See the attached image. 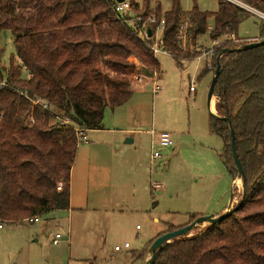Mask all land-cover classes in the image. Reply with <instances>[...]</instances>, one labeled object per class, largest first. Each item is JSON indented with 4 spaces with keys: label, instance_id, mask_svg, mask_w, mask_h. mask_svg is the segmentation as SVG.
I'll list each match as a JSON object with an SVG mask.
<instances>
[{
    "label": "trees",
    "instance_id": "16d2710c",
    "mask_svg": "<svg viewBox=\"0 0 264 264\" xmlns=\"http://www.w3.org/2000/svg\"><path fill=\"white\" fill-rule=\"evenodd\" d=\"M114 1L0 0V76L7 75L10 83L0 90L1 224L69 210L80 133L103 129L107 107L129 102V75L136 62L150 74L160 71L139 30L116 18ZM240 1L264 12V0ZM154 14L165 17L164 48L181 65L197 54L183 48L182 22H188V41L193 44L206 34L210 19L214 29L209 38L222 39L237 34L252 13L228 0H219L217 12L194 6L184 13L180 0H172L170 10L162 14L159 7ZM3 31L11 33L20 65L15 58L9 68L3 64ZM259 38L264 39V22ZM247 43L218 48L212 68L204 67L199 78L213 77L223 49ZM220 63L214 96L218 114L229 116L235 133L245 174L243 202L203 232L166 244L153 264H264V45L225 53ZM38 98L47 100L50 109L35 107L34 122L27 124L31 99ZM210 129L223 139L222 160L236 179L229 123L211 114Z\"/></svg>",
    "mask_w": 264,
    "mask_h": 264
},
{
    "label": "rangeland",
    "instance_id": "374dc122",
    "mask_svg": "<svg viewBox=\"0 0 264 264\" xmlns=\"http://www.w3.org/2000/svg\"><path fill=\"white\" fill-rule=\"evenodd\" d=\"M131 1L133 9L127 15L130 27L137 16L147 14L146 9L154 14L160 7L164 14L172 7V0ZM180 2L184 13L194 6L203 12L219 8V0ZM263 22L253 13L248 15L236 36L242 40L259 38ZM209 25L214 26L213 19ZM211 40L207 33L193 44L199 48L210 45ZM190 43L187 41L188 46ZM1 45L3 64L9 68L15 58V65H20L9 31H3ZM156 58L161 90L153 93L149 78L132 82L129 102L107 107V129L97 134L87 131L84 137L81 133L71 211L46 212L33 223H3L0 264H96L98 259L99 264H146L151 259L149 244L161 233L212 215L228 205L232 195L237 198L232 207L239 204L242 183L237 180L234 186L221 158L223 139L210 129L211 114H215L208 103L212 75L199 79L204 59L195 56L179 65L170 54L159 53ZM192 78L197 84L194 92L189 89ZM127 129L132 131L127 133ZM152 129L169 132L174 141L165 149L156 144L161 154L157 159H152L154 149L148 132ZM132 136L135 141L127 143ZM154 184L160 187L154 189ZM209 225L205 222L179 239L203 232ZM57 234L62 238L55 244ZM126 242L131 247L125 248ZM116 245L122 249L115 250Z\"/></svg>",
    "mask_w": 264,
    "mask_h": 264
},
{
    "label": "built area",
    "instance_id": "2783aa9c",
    "mask_svg": "<svg viewBox=\"0 0 264 264\" xmlns=\"http://www.w3.org/2000/svg\"><path fill=\"white\" fill-rule=\"evenodd\" d=\"M231 1L251 13L255 14L259 18H261L264 21V12L257 10L253 7L248 6L247 4H244L240 0H228ZM134 2L131 0H122L118 2L115 0L112 4V10L118 20L123 25H127V21H129V17L127 15L131 13L133 9ZM165 24H166V19L164 16L161 18H158L155 14L147 13L146 15H139L137 16V22L133 24V28L139 30L137 33L140 38H142L145 41L146 46L152 51L154 57H157V54L159 53H165V54H170V51L164 48V40H163V35H164V30H165ZM136 25V26H135ZM188 22H182L180 27H179V37L183 41V48L184 49H189L192 52H197L196 54V59L201 60L204 58H207V64L205 67L208 69L212 68V60L216 56V50L220 48L223 45L226 44H231V43H240L243 41H258L262 40L263 38H256V39H246L242 40L239 39L236 34H230L228 37H225L224 39H213L211 40L210 45H201L199 48L194 47V44H190L189 46L187 45V41L189 40V36L187 34V27H188ZM128 26V25H127ZM152 29V35H148V29ZM214 29V26L209 25L206 34L210 35ZM161 32V34H160ZM147 67L141 63V62H136V65L133 69V71L130 74V80L132 82H142L144 78H149L150 81L153 82V93L157 94L160 90L161 87L158 84L159 76L157 72L149 73L147 71ZM196 79L192 78L190 81V91L194 92L196 91ZM10 86L9 80L7 75L0 76V90L6 89ZM23 95L27 96L26 93H22ZM32 101V112L29 114L27 124H32L34 122V108L39 107L44 110H49L50 105L47 100H44L42 98L38 99H31ZM3 114L0 112V118H2ZM69 122V121H68ZM77 132L79 133L80 130L77 129ZM84 132V131H83ZM82 132V133H83ZM151 138H152V149H154V152L152 154V159H157L160 157V152L156 150V144L158 145L159 148H167L170 147L174 144L173 138L169 132L165 131H160L157 132L156 130L152 129L150 130ZM81 135V133H80ZM154 189H157L160 187L159 184H154ZM62 186H58V190H61ZM39 219V215L37 216H32L27 218L25 221H29L31 223L36 222ZM3 225L0 223V227ZM61 235L57 234L56 238L54 239V243L57 244L59 242V239H61ZM125 247L128 248L130 247L129 243H125ZM115 250H121V247L119 245L115 246Z\"/></svg>",
    "mask_w": 264,
    "mask_h": 264
},
{
    "label": "water",
    "instance_id": "95a60500",
    "mask_svg": "<svg viewBox=\"0 0 264 264\" xmlns=\"http://www.w3.org/2000/svg\"><path fill=\"white\" fill-rule=\"evenodd\" d=\"M118 2L122 1V0H117ZM148 35L151 36L152 35V29L149 28L148 29ZM261 45H264V39L262 40H258V41H251L243 46H240V47H236V48H225L223 49V51L221 52V54L218 56V65H217V68H216V71L212 77V80H211V83H210V87H209V108L211 110V101H212V98L214 97V90H215V85H216V82L218 80V77L221 73V63H220V58L223 54L225 53H229V52H233V51H241V50H247V49H252L254 47H257V46H261ZM212 111V110H211ZM214 113V112H213ZM216 114V115H215ZM213 115H215L216 117L218 118H222L224 120H226L229 125H230V128H231V135H232V152H233V156H234V159H235V162H236V165H237V169H238V177L237 178H240L242 180V185L244 183V178H245V174H244V170H243V167H242V163L240 161V158H239V155L237 153V150H236V145H235V133H234V130L231 126V120L229 118L228 115H219L218 113H215ZM127 143L128 142H132V140L130 139H127L126 141ZM245 193L244 191V186H243V194ZM233 195H232V200H231V207L233 206L232 205V202H233ZM243 202V197L241 198V200L239 201V204L240 205L241 203ZM237 206H234L232 207L227 213L225 214H222L220 216H212V215H208V216H201V217H198L196 218L195 220H193L192 222L188 223L187 225L183 226V227H180V228H177L175 230H171V231H167L165 233H163L162 235L158 236L154 242L152 243L151 247H150V250L149 252L151 253V259L147 261L146 264H153L159 254V252L162 250V248L172 242L173 240L175 239H179L180 237L182 236H186L188 235L193 228L205 223V222H208L210 225L212 224H215L217 223L218 221H220L221 219H223L224 217H226L228 214H230L233 210L237 209Z\"/></svg>",
    "mask_w": 264,
    "mask_h": 264
},
{
    "label": "crops",
    "instance_id": "0c3cea01",
    "mask_svg": "<svg viewBox=\"0 0 264 264\" xmlns=\"http://www.w3.org/2000/svg\"><path fill=\"white\" fill-rule=\"evenodd\" d=\"M256 38H258L257 36H255V37H248L247 39H256ZM207 61H208V59L207 58H204V62H205V66H206V64H207ZM204 66V67H205ZM203 67V68H204ZM203 70V69H202ZM201 70V71H202ZM161 71V70H160ZM201 71H200V73H201ZM160 76H162V75H160ZM200 79V78H199ZM212 79V78H211ZM214 98H216V96H214L213 98H212V101H211V110H212V112H214V113H217V110H214V106H216L215 104H214ZM217 99V98H216ZM105 129H107L106 128V126H105V118H104V128L103 129H97V130H90V132H92L93 134H97V133H100L101 131H104ZM125 131V129H123V131L121 130V132H124ZM130 131H132V130H130V129H127L126 130V132L128 133V132H130ZM87 131H84L83 132V137L85 136V133H86ZM149 132V134H150V131H148ZM128 139H130V138H128ZM130 140H132V142H134L135 141V138L132 136V139H130ZM78 156V155H77ZM221 158H222V156H221ZM76 160H77V157H76ZM76 160H75V163H76ZM75 163H74V165H73V168H72V173H71V189H72V191H73V179H74V175H75V172H74V167H75ZM237 180H238V178H236V179H234L233 178V183H234V186H236V183H237ZM238 185V184H237ZM71 196H72V194H71ZM73 198V197H72ZM237 201V198L234 200L233 199V202H232V205H235V202ZM231 209V202L227 205H224V206H222L221 208H219V209H217V211H212L213 213H212V216H220V215H222V214H225V213H227L229 210ZM69 211H71V207H70V209H69ZM208 214V213H207ZM126 243H128V242H126ZM117 246V245H116ZM125 247V246H124ZM131 247V246H130ZM126 248V247H125ZM122 249V248H121ZM119 251V250H118ZM96 264H99V259H98V261H97V263Z\"/></svg>",
    "mask_w": 264,
    "mask_h": 264
},
{
    "label": "bare ground",
    "instance_id": "6f19581e",
    "mask_svg": "<svg viewBox=\"0 0 264 264\" xmlns=\"http://www.w3.org/2000/svg\"><path fill=\"white\" fill-rule=\"evenodd\" d=\"M218 100L216 98H214V104L217 105ZM214 110H217L216 106H214ZM218 113V112H217ZM239 182L242 183V180L240 178H238ZM238 184V182H237ZM243 186V185H242ZM189 236V235H188Z\"/></svg>",
    "mask_w": 264,
    "mask_h": 264
}]
</instances>
